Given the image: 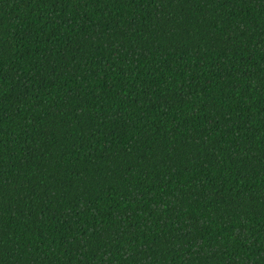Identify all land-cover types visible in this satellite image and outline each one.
Wrapping results in <instances>:
<instances>
[{
  "label": "trees",
  "instance_id": "1",
  "mask_svg": "<svg viewBox=\"0 0 264 264\" xmlns=\"http://www.w3.org/2000/svg\"><path fill=\"white\" fill-rule=\"evenodd\" d=\"M0 264H264V0H0Z\"/></svg>",
  "mask_w": 264,
  "mask_h": 264
}]
</instances>
